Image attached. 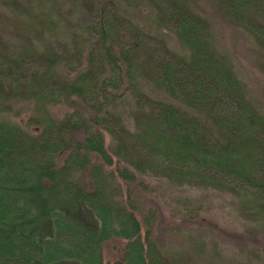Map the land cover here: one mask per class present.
Listing matches in <instances>:
<instances>
[{
  "label": "trees",
  "instance_id": "obj_1",
  "mask_svg": "<svg viewBox=\"0 0 264 264\" xmlns=\"http://www.w3.org/2000/svg\"><path fill=\"white\" fill-rule=\"evenodd\" d=\"M193 1L220 8L264 51V0L100 1L93 22L72 24L65 80L33 45L0 51V264H189L158 250L160 211L144 204L143 175L227 191L264 225V111ZM143 5L146 23L120 11ZM26 20L52 35L51 18ZM168 33L185 55L168 48ZM130 96L133 129L114 114ZM13 100L33 103V131L4 118ZM60 103L77 110L57 119ZM112 240L125 246L108 261Z\"/></svg>",
  "mask_w": 264,
  "mask_h": 264
},
{
  "label": "rangeland",
  "instance_id": "obj_2",
  "mask_svg": "<svg viewBox=\"0 0 264 264\" xmlns=\"http://www.w3.org/2000/svg\"><path fill=\"white\" fill-rule=\"evenodd\" d=\"M100 1L106 0H0V51L5 48L17 51L33 45L34 51L46 57L57 75L65 80L72 75L64 57L73 49L72 24L87 26L93 22ZM192 4L196 14L210 21L217 47L233 62L248 98L264 111V51L257 40L232 24L224 12L210 2L193 1ZM120 11L123 15L134 16L140 23H146L152 14L147 6L138 7V11L126 8ZM28 16L37 22L51 18L55 24L52 35L49 29L37 35L27 26ZM165 40L176 54L187 53L175 36L168 33ZM143 86L147 95L159 96L148 84L143 83ZM75 110L64 103L50 108L57 119ZM114 114L122 118L126 127L133 129L139 115L135 100L131 96L122 99ZM32 115L33 103L17 100H13L3 113L7 121L31 131L34 130L29 125ZM143 176L149 188L144 194V204L160 211L154 241L164 256L189 254L192 256L189 264H264V225L244 216L235 196L212 187L176 185L166 178ZM84 177L87 180L86 174ZM124 246L123 240L106 243L104 259H119Z\"/></svg>",
  "mask_w": 264,
  "mask_h": 264
}]
</instances>
